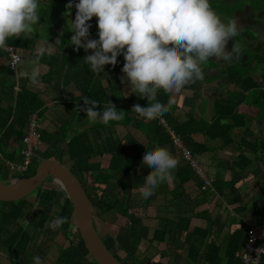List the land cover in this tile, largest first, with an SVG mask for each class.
Segmentation results:
<instances>
[{
  "label": "trees",
  "instance_id": "obj_1",
  "mask_svg": "<svg viewBox=\"0 0 264 264\" xmlns=\"http://www.w3.org/2000/svg\"><path fill=\"white\" fill-rule=\"evenodd\" d=\"M57 1H60L63 6V10L61 11L64 13L68 3V0H53L55 2V9L52 8L51 12L52 23L55 22L53 19L56 18V15L59 12L61 13L59 6L56 5ZM53 5L48 4L46 8L52 7ZM75 11L76 9L73 7L72 12L69 13L73 14V20L75 18ZM218 12L223 16L220 11ZM40 18V21L44 23L45 19L42 14ZM92 18L97 22V17L93 16ZM48 29L51 31L50 27ZM42 33L44 34V32ZM97 33L98 26L90 38H98ZM243 35L251 39L247 34L239 33L236 38L238 44L242 39L240 36ZM41 36L42 34L39 36L37 34H31L29 36L23 34L18 38H9L8 43L12 47H15L20 55L31 54L36 42ZM233 44L234 40L232 46ZM54 45L59 55H45L39 61V64L47 67L46 72L40 77V82L47 87L53 81L66 78L69 75L68 70V72L64 71L66 66L72 70V73L76 76L75 80L79 82L78 86L81 95L68 101L69 108L72 110L71 117L69 118L74 117L75 122L87 118L86 113L83 111L85 104L83 98L85 96L99 101L98 108H102L103 104H108L109 100L114 104H124L125 106L117 107L123 113V118L119 121H111L108 124L102 122L88 124L85 128L78 127L72 133H70V130L76 127L68 123H64L59 128L57 127L60 130L59 133H56V131L48 132L37 127L40 144L26 171L19 172L17 165L22 163L20 151L24 147L23 137L28 126L29 117L35 114L40 119L44 115L47 107L45 106V100L42 98L41 91L27 88L26 84L28 79L18 78L15 72L7 65L0 67V181L9 182L13 177L19 179L29 177L34 174L37 165L44 159H57L56 157H59L58 161L66 166L61 157H67L71 165L66 167L80 182L91 202L93 210H96L95 212L97 214L103 215L119 204L113 222L123 219L121 227L127 231V233L125 232L123 234L124 237L122 240L116 239L119 242L120 249L125 254V261L121 262L115 255L113 256L122 264H142V255L140 253L136 254V251L142 239L143 226L141 218L130 210L132 188L129 200L126 203L125 182L114 176L112 171L121 173L129 180L132 186H135L134 174L138 176L134 172L136 166L143 168L147 164L143 160L145 149H141L138 154L133 149H126L125 144L132 147L136 142L129 134L125 135L122 139H117L114 133V125L118 124L125 127L135 125L136 128H140L148 141V147L156 144L162 145L168 142L172 144L169 131H172L180 139L194 132H200L213 137L224 138L226 136L227 139L225 142H229V135L235 125L244 123L241 114H238L236 110L238 105L246 98L251 99V102L247 104L250 103L258 108L256 118L264 120V91L261 90L258 82L254 80L252 73L258 71L259 76L264 79V41L260 42L256 47L259 53L255 55L254 60L258 63V70H253L252 67L250 68L244 59L228 62L217 60L213 57L211 58L212 60L204 65V69L211 70L216 74V76L214 74L207 76L206 81H214L215 77L219 76L226 77L228 83L234 84L246 93L245 96L230 93L226 100L220 103L217 102L214 105L216 118L210 123L203 121L197 122L193 119L179 123L173 119L170 105L169 111L163 113L158 118L148 120L146 124H141L139 123L140 120L136 118L139 115L128 105L134 94L136 95L137 103L147 104L148 101L146 97L142 98L135 92H133L134 94L131 93L127 98L122 95L121 84L116 76V72L123 67L122 54L117 58L120 65L114 69L113 75L111 74V76L104 78L107 86L103 87L98 78V73L92 71L83 58L85 56L83 48L77 51L71 44H68L64 49L65 41L63 40L56 41ZM6 56V51L0 50V58ZM220 64H223V67H220ZM15 87H17V90H15ZM107 89L110 91V98L105 93ZM160 95L163 96V100L167 103L169 100L167 92L164 89H160L158 96ZM72 112L75 114H72ZM140 119L143 120L144 118L140 117ZM227 120L230 122H227ZM92 130H95L97 133L105 131L104 133L106 135L98 138V140L91 141L88 132ZM54 138L65 139V149L55 147L53 144ZM262 141L264 145V138ZM260 149L264 153V146ZM64 151L65 155L63 154ZM92 159H102L100 160L102 161V167L99 166L100 163L96 166L90 165L89 162ZM82 160L89 162L88 164H79L78 162ZM7 162L14 165L12 170L9 168ZM88 174H90V178L87 177ZM45 180L50 181L51 177L48 176ZM87 181L91 185H102V188L98 187L99 194L95 198L90 197L86 191ZM111 181L112 183L114 182V185L108 190ZM117 186L120 187L121 194L117 192ZM58 191L57 188H42L41 183L35 192L33 191V193L29 194L35 195L33 201L28 200L29 195L17 201H0V246L2 245L5 248L8 255L7 264H33L32 257L36 254H39L44 261L48 253V245L58 232L65 238H69L68 233L73 218V208L69 198L61 215L66 218L62 226L55 230L48 226L51 220L58 217L52 214L54 202L58 198ZM62 194L64 195L65 192L61 191ZM32 210L35 211L33 212ZM250 210L255 215L261 214L260 226L264 227V190L261 191V194ZM24 221L26 222V227L22 226ZM93 226L99 234L95 219H93ZM118 227L117 224L116 229L121 228ZM247 230L248 228L244 231L236 230L229 236L225 247L226 250L222 257L220 256L219 246L214 243H209L203 260L207 264H240V261L235 257V253L242 247L246 239ZM74 243L76 244L74 240L73 242L69 240L68 246L59 250L53 264H97L86 251L81 238L79 240V253L72 254L71 250L74 247ZM258 264H264V256H261Z\"/></svg>",
  "mask_w": 264,
  "mask_h": 264
},
{
  "label": "crops",
  "instance_id": "obj_2",
  "mask_svg": "<svg viewBox=\"0 0 264 264\" xmlns=\"http://www.w3.org/2000/svg\"><path fill=\"white\" fill-rule=\"evenodd\" d=\"M57 3V6L61 5ZM57 16L60 17L59 14ZM62 21L64 22V19ZM92 51V49L87 50L88 54ZM57 54L55 47L51 55ZM7 59V56L0 58V67L7 65ZM122 63H124V57H122ZM118 65H120L119 62L115 66L108 64L111 68V73L108 74L106 64L104 70L98 74L103 87L107 86L104 78L113 75ZM219 66L223 67L221 64ZM46 68L45 65L39 64L38 76L35 77L37 82L32 83L27 80L26 86L31 90L41 91L42 98L45 100L47 109L39 119L41 123L39 129L59 133L60 130L57 127L63 125L62 122L66 118L71 117L72 110L69 108L68 101L79 97L81 92L79 82L75 80L76 76L72 70H69L66 78L55 80L46 87L40 82V77L46 72ZM204 71L205 76L202 80L189 83L180 91H165L172 101L170 110L173 119L179 123L188 119L210 123L216 118L214 105L217 102L226 100L230 93L246 95L234 84L228 83L226 77L219 76L215 77L214 81H206V77L214 73L208 69ZM252 73L254 80L264 91V79L259 76L258 71ZM122 75V69L116 72L122 95L127 98L135 89L131 88L127 81L121 80ZM105 93L109 98L111 97L108 89ZM159 98L163 100L162 95ZM55 102L58 103L55 104ZM248 102H251L250 98H246L237 107L236 112L241 114L244 123L235 125L229 135V142H225L226 136L213 137L200 132L181 138L184 147L190 150L192 158L209 179V186L203 188V181L196 175L193 168L191 169L190 163L182 158L180 150L170 142L160 146H166L179 161L178 167L174 170V179L161 183L148 198L142 196L139 186L151 168L148 164L143 168L136 166L134 172L138 176L134 174L135 186L131 185L130 210L141 218L143 226L142 239L136 251V254L142 255V264H207L203 258L209 243L219 246L222 257L229 236L236 230L244 231L247 228L254 230L259 245L264 246V227L260 226L262 216L260 213L255 215L250 210L261 191L264 190V153L260 149L264 146L262 143L264 120L256 118L258 108L250 103L247 104ZM135 103L137 98L134 94L128 106L132 108ZM115 105L116 107L125 106L124 104ZM72 114L75 113L72 112ZM136 118L141 124H146L148 121L141 120L140 117ZM227 122L230 121L227 120ZM84 124L90 123L84 120ZM77 129L78 127L72 128L70 133ZM114 131L117 139L131 135L136 143L132 147L125 144V147L128 150L133 149L137 154L141 149H145V145L148 146L143 131L135 125L125 127L117 124L114 125ZM104 132L97 133L92 130L88 132V135L93 141L104 137L106 135ZM65 141L62 138H54L53 144L55 147L64 148ZM56 158L59 160V157ZM94 161L95 159L91 160V162ZM118 187L117 192L121 194ZM118 207L119 204L105 213L109 215L111 222L115 220ZM120 230H123V234L127 233L126 229L119 228L113 230L114 235L110 237L113 239L116 234L121 233ZM113 244L121 248L119 244Z\"/></svg>",
  "mask_w": 264,
  "mask_h": 264
},
{
  "label": "clouds",
  "instance_id": "obj_3",
  "mask_svg": "<svg viewBox=\"0 0 264 264\" xmlns=\"http://www.w3.org/2000/svg\"><path fill=\"white\" fill-rule=\"evenodd\" d=\"M75 7V18L68 19L66 28L73 34L68 41L75 50L92 49L83 58L98 74L106 64L115 66L118 56L124 57L122 81H127L147 104L135 103L132 109L147 120L169 111L158 92L180 91L187 84L202 80L204 65L216 58L228 62L241 59L244 48L236 42L241 31L234 16H222L212 0H68L65 16ZM42 0H0V50H11L9 67L18 78L36 83L39 61L53 54L48 36H41L31 54L20 55L8 43L9 38L31 35L40 25ZM97 17L98 38H90L92 17ZM264 35V28H257ZM232 48L228 49L229 40ZM83 111L90 124L119 121L123 113L114 103L98 108L99 101L83 98ZM143 143V142H141ZM144 144V143H143ZM145 145V144H144ZM143 160L151 170L144 176L139 191L144 198L153 195L161 183L174 179L178 159L166 146H146ZM15 183V179L11 181ZM65 217L49 222L53 230L62 226ZM257 257L249 256V264H258L264 256V246ZM33 264H44L42 257H32Z\"/></svg>",
  "mask_w": 264,
  "mask_h": 264
},
{
  "label": "rangeland",
  "instance_id": "obj_4",
  "mask_svg": "<svg viewBox=\"0 0 264 264\" xmlns=\"http://www.w3.org/2000/svg\"><path fill=\"white\" fill-rule=\"evenodd\" d=\"M60 3V1H57ZM56 2V5H58V3ZM47 3L45 6L44 4ZM50 4V5H53L52 7H48L46 8V6ZM213 7H215L216 9H218V11H220L223 16L225 17H229V16H232L233 14H236L239 10H243L246 6H249L251 8H255L254 10L255 11H264V0H213ZM55 6V2H53V0H42V8H41V14L42 16L44 17L45 21L44 23L42 21H39L40 22V25L43 24V27H38V29L34 30V32L32 34H37L38 36L40 34H42V36H48V38L52 35V32L48 29L49 27H52V20H51V15H52V8H54ZM59 8L60 10H62L63 6L59 5ZM55 9V8H54ZM64 12L61 11V13H59V16H63L64 17V24L62 25V28H63V31L62 34L60 36H58V39H53V41H51V44H55L56 41L54 42V40H57V41H65V45H64V49L67 47L68 44H70L68 41H70V38H71V35L73 34L70 30H68L66 28V25H67V21L68 19H71L70 17L65 16V14H63ZM56 18L58 19V16L56 15ZM56 18H54L53 20H57ZM41 20V18H40ZM50 22V23H48ZM257 22L259 24H262L263 23V20H257ZM91 23V28H90V33L91 35H93V32L95 30V28L98 26L97 25V22L93 20V18L91 19L90 21ZM39 26V25H38ZM39 30V31H37ZM41 32H44L41 33ZM248 36H250L251 38H254V35L251 34V33H246ZM25 35H28L29 34H25ZM57 36L54 35L53 38H56ZM91 37V36H90ZM264 39V38H263ZM38 42V41H37ZM36 42V44H37ZM35 44V45H36ZM35 47V46H34ZM53 48H55V45L52 46ZM15 48V47H14ZM84 53L85 55L88 54L87 51L84 50ZM264 54V52H263ZM59 55V53H58ZM243 55H247V57H245V63H248L250 68L252 67L253 70H258L257 67H258V63L254 60L255 58V51H251V50H245V52L243 53ZM8 66V65H7ZM221 66H223V64H221ZM107 73L110 74L111 71H110V67H108V64H107ZM67 70H71L68 66L65 67V72H67ZM58 102H55V104H57ZM87 119V118H86ZM86 119H81L79 120L78 122H75V118H67L66 120H64L62 123H68V124H73L74 127H86V125L88 124H84V120ZM74 121V122H73ZM41 123L39 122V119H37V125H38V129H39V125ZM79 127V128H80ZM68 137V136H67ZM63 148V147H62ZM64 149H65V146H64ZM62 153V152H61ZM63 154L65 155V151L63 152ZM1 159V158H0ZM62 161L64 162V164L69 167L71 164L68 162L67 160V157H61ZM88 164L87 161H84V162H79V163H83V164ZM102 161H100L99 159H95L94 162H89L90 165L92 166H96L98 165V163H100L99 166H101ZM102 167V166H101ZM88 178H90V174L87 175ZM15 179V177L12 178V180ZM54 179V178H53ZM53 179L51 178L50 181H47V180H44L42 182V188H57L59 191H58V195L56 198V201L54 202V206L52 208V214L53 216H61L62 215V212L63 210L65 209L66 207V204H67V199H68V196L66 195V193L63 195H61V188L53 181ZM114 185V182L112 183V181L110 182V185H109V188L108 190ZM87 193L88 195H90V197L92 198H95L97 194H99V191H98V187L99 188H102V185L100 186H96V185H91L90 182L87 181ZM106 188V186H105ZM37 189V188H36ZM35 189V190H36ZM34 190V192H35ZM33 193V192H32ZM34 197L35 195L34 194H31L28 196V200L29 201H33L34 200ZM33 212L35 210H32ZM96 210L93 211V215H94V219H95V222H96V226L98 228V231H99V238L100 240L102 241L103 245L105 246V248H107V250L112 254V255H115L119 260H121V262H124L125 261V254L124 252L116 245H114L113 243H116V244H119V242L117 241L118 239L122 240L123 239V230H120L121 233L119 234H116L113 239L112 237L110 236H113V230L116 229V225L118 224L119 227L122 226V223H123V219H120L118 220L117 222H112L110 223V217L109 215H105V214H97L95 212ZM117 223V224H115ZM111 224V225H109ZM22 226L26 227V222L24 221L22 223ZM121 229H123L121 227ZM68 236L69 238H65L61 233H57L53 239L50 241L49 245H48V253L45 257V260H44V264H53L54 261H55V258L59 252V250L61 248H65L66 246H68V241H72L74 240V242H76V244L74 243V247L73 249L71 250V253L72 254H78L79 253V240H80V236H79V232L77 230V227H76V224H75V220H74V217L72 218L71 220V224H70V230H69V233H68ZM117 239V240H116ZM78 243V244H77ZM114 245V246H113ZM3 262H8V255L6 253V250L5 248L1 245L0 246V263H3Z\"/></svg>",
  "mask_w": 264,
  "mask_h": 264
},
{
  "label": "water",
  "instance_id": "obj_5",
  "mask_svg": "<svg viewBox=\"0 0 264 264\" xmlns=\"http://www.w3.org/2000/svg\"><path fill=\"white\" fill-rule=\"evenodd\" d=\"M69 15V14H68ZM69 17L72 19V15ZM58 39V38H56ZM57 40H54V42ZM49 43H51L49 41ZM112 174L125 182L127 203L131 194V183L119 172L112 171ZM50 176L62 178L66 184L60 187L68 196L72 208L73 217L80 238L88 254L97 264H122L115 258L103 245L98 233L93 226V207L87 195L85 194L80 182L69 171V169L60 163L57 159H44L37 165L33 175L15 179V183L0 181V201H17L32 193L45 179Z\"/></svg>",
  "mask_w": 264,
  "mask_h": 264
},
{
  "label": "built area",
  "instance_id": "obj_6",
  "mask_svg": "<svg viewBox=\"0 0 264 264\" xmlns=\"http://www.w3.org/2000/svg\"><path fill=\"white\" fill-rule=\"evenodd\" d=\"M13 50H16V53H18L17 49L12 47ZM7 53V65L9 67L10 59L12 52L11 50H5ZM12 71H14L13 68L9 67ZM15 72V71H14ZM15 90H17V87H15ZM37 116L35 114L30 115L28 126L26 128V132L23 137V143L24 147L20 151V155L22 156V163L20 165H17V170L19 172L26 171L28 165L30 164L33 156L35 155V152L40 144L38 133H37ZM169 134L172 139V144L181 152L182 158L190 163L191 168H193L196 175L203 181V188L210 185L209 179L205 176L203 169L197 164L196 161L191 156L190 151L185 148L182 144V140L174 135L172 131H169ZM1 158V157H0ZM9 168L12 170L14 168V165L12 163H8ZM19 179V178H15ZM261 245H259L258 240L256 238V235L254 233V230L251 228L247 230L246 239L242 245V247L236 251L235 257L240 261V264H249L248 257L256 258L258 253L257 249L260 248ZM247 255V256H246ZM261 258V257H260ZM260 261V259H259ZM258 261V263H259Z\"/></svg>",
  "mask_w": 264,
  "mask_h": 264
},
{
  "label": "flooded vegetation",
  "instance_id": "obj_7",
  "mask_svg": "<svg viewBox=\"0 0 264 264\" xmlns=\"http://www.w3.org/2000/svg\"><path fill=\"white\" fill-rule=\"evenodd\" d=\"M254 9L255 8L246 6L243 10H239L232 16H234L236 20L238 18L237 23L241 28V31L239 33H251L254 35L255 39H249L246 35L240 36L242 39L239 41V44L244 48V52L245 50H251L255 51V53L257 54L259 53V51L256 49V47L260 42L264 41V35H257V31L255 29L264 28V11H255ZM62 19H64V17L61 15L59 19L52 23V27H50L52 35L48 38L50 42L53 41V39L58 38V36H60L62 32H64L62 28L64 22L62 21ZM260 19L263 20L262 24H259L257 22V20ZM38 27H43V24L39 25ZM54 35H56L57 37L53 38ZM232 43L233 39H230L227 46L229 50L232 48ZM243 53L241 55V59L246 60L245 57H247V55H243Z\"/></svg>",
  "mask_w": 264,
  "mask_h": 264
},
{
  "label": "bare ground",
  "instance_id": "obj_8",
  "mask_svg": "<svg viewBox=\"0 0 264 264\" xmlns=\"http://www.w3.org/2000/svg\"><path fill=\"white\" fill-rule=\"evenodd\" d=\"M53 181H54L59 187H65V186H66L64 180H63L62 178H60L59 176H54Z\"/></svg>",
  "mask_w": 264,
  "mask_h": 264
}]
</instances>
